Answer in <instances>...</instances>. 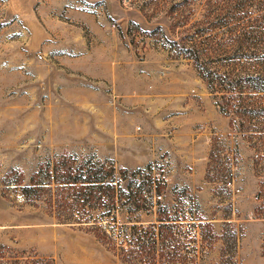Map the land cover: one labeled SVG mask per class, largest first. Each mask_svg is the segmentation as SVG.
<instances>
[{"label": "rangeland", "instance_id": "374dc122", "mask_svg": "<svg viewBox=\"0 0 264 264\" xmlns=\"http://www.w3.org/2000/svg\"><path fill=\"white\" fill-rule=\"evenodd\" d=\"M154 78L216 108L201 181L101 143ZM0 264H264V0H0Z\"/></svg>", "mask_w": 264, "mask_h": 264}, {"label": "crops", "instance_id": "0c3cea01", "mask_svg": "<svg viewBox=\"0 0 264 264\" xmlns=\"http://www.w3.org/2000/svg\"><path fill=\"white\" fill-rule=\"evenodd\" d=\"M162 74L166 79V73ZM154 79L149 85L144 83V88L138 85L137 90L125 96L127 102L132 96V108H129L132 111L124 110L127 120L121 124L115 121L112 135L101 143L116 144L111 157L122 167L140 169L159 163L167 175L190 176L201 181L216 149V108L200 92L176 96L173 84L158 81L163 78ZM157 83L164 87L157 88ZM192 98L203 104L205 116H201L200 122L187 120L188 102Z\"/></svg>", "mask_w": 264, "mask_h": 264}, {"label": "built area", "instance_id": "2783aa9c", "mask_svg": "<svg viewBox=\"0 0 264 264\" xmlns=\"http://www.w3.org/2000/svg\"><path fill=\"white\" fill-rule=\"evenodd\" d=\"M152 178H153L154 182H157L158 184H163L167 180V174L164 172H161V171H154V173L152 174ZM226 186L231 188L233 191H236V192L239 191L238 187L234 186L233 181L228 180L226 182Z\"/></svg>", "mask_w": 264, "mask_h": 264}, {"label": "trees", "instance_id": "16d2710c", "mask_svg": "<svg viewBox=\"0 0 264 264\" xmlns=\"http://www.w3.org/2000/svg\"><path fill=\"white\" fill-rule=\"evenodd\" d=\"M113 185V184H112ZM108 188L111 190V191H113V193H114V191H115V188H114V186H111V184H108ZM258 214H259V210H258ZM260 215V214H259ZM258 215V217H261V216H259ZM175 220V219H174ZM173 219H158V221L159 222H161L160 223V225H163V224H167V223H169V222H172V221H174ZM87 222H90V221H87ZM207 223V222H206Z\"/></svg>", "mask_w": 264, "mask_h": 264}]
</instances>
